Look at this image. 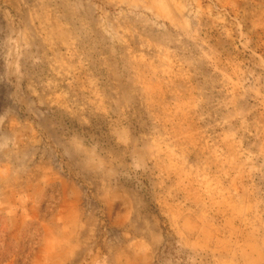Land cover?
<instances>
[{
    "label": "rangeland",
    "instance_id": "rangeland-1",
    "mask_svg": "<svg viewBox=\"0 0 264 264\" xmlns=\"http://www.w3.org/2000/svg\"><path fill=\"white\" fill-rule=\"evenodd\" d=\"M0 264H264V0H0Z\"/></svg>",
    "mask_w": 264,
    "mask_h": 264
}]
</instances>
